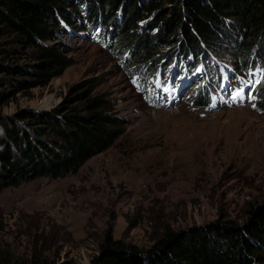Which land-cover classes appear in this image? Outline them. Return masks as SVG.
Returning a JSON list of instances; mask_svg holds the SVG:
<instances>
[{
    "label": "rangeland",
    "instance_id": "rangeland-1",
    "mask_svg": "<svg viewBox=\"0 0 264 264\" xmlns=\"http://www.w3.org/2000/svg\"><path fill=\"white\" fill-rule=\"evenodd\" d=\"M82 14L86 17L85 10ZM61 24L56 44L62 50L68 45L63 53L71 65L47 84L0 106V126L20 111L42 113L61 107L76 97L71 92L75 87L87 82L80 92L95 85L92 96L111 103L108 114L123 121L125 134L76 174L56 181L41 178L0 193L1 261L91 264L109 232L116 241L148 250L168 229L223 230L217 223L243 228L253 213L264 211V112L253 93L263 72H251L228 58L243 67L241 78H258L244 89L224 77L225 93L222 99L215 97L213 106L219 89L210 86L202 95L204 82H192L180 90L185 91L176 105L180 92L174 95L160 82L150 84V77L163 82L166 78L161 70L151 74L145 63L132 67L134 55L127 51L131 48L115 49V34L106 42L100 24L91 32L95 39L78 24ZM141 25V31L157 33L146 21ZM7 42L0 40L1 54ZM170 60L168 70L186 75L194 71L192 58L177 49ZM255 60L264 67L262 58ZM199 94L209 102L201 101ZM2 133L0 128V138Z\"/></svg>",
    "mask_w": 264,
    "mask_h": 264
},
{
    "label": "trees",
    "instance_id": "trees-1",
    "mask_svg": "<svg viewBox=\"0 0 264 264\" xmlns=\"http://www.w3.org/2000/svg\"><path fill=\"white\" fill-rule=\"evenodd\" d=\"M83 10L86 17H82ZM61 21L73 27L78 24L90 31L92 39L99 24L100 34L107 38L104 41L115 34V49L131 48L127 51L134 55L132 67L141 62L151 74L161 70L166 81L150 77L152 85L160 82L163 89H176L173 93L178 94L188 81L189 85L203 81L202 95L208 87H217L210 106L217 97L222 99L224 77L233 79L235 88L247 89L258 74L241 78L243 67L264 73L255 60L256 56L264 60V0H0V40H8L7 50L0 53V106L19 93L47 84L71 65L63 53L68 45L62 50L56 44ZM145 21L156 34L141 31ZM172 48L192 58L194 71L186 75L168 70L173 65ZM86 84L75 87L71 92L76 97L55 110H24L2 121L0 193L41 178L56 181L76 174L124 136L123 121L108 114L111 103L92 96L95 85L80 92ZM253 93L264 112V79ZM202 95L200 100L209 102ZM182 98L178 95L176 105ZM253 215L243 228L215 224L226 231L168 229L148 250L116 241L109 232L91 264H264V211L260 208ZM0 264L9 263L0 260Z\"/></svg>",
    "mask_w": 264,
    "mask_h": 264
},
{
    "label": "bare ground",
    "instance_id": "bare-ground-1",
    "mask_svg": "<svg viewBox=\"0 0 264 264\" xmlns=\"http://www.w3.org/2000/svg\"><path fill=\"white\" fill-rule=\"evenodd\" d=\"M172 75H173V74H172ZM254 75H255V74H254ZM190 77H191V76H190ZM188 86H189V83H186V84L183 86V88L186 90ZM183 88H182V89H183ZM182 89H181V90H182ZM185 90H184V91H185ZM224 90H225V89H224ZM224 90H223V92L225 93ZM174 91H175V90H174ZM184 91H183V92H184ZM231 91H232V90H231ZM175 92H176V91H175ZM179 92H180V91H179ZM179 92H177V93L179 94ZM183 92H180L179 95H183ZM223 92H222V93H223ZM173 94H174V93H173ZM231 94H232V92L229 94V96H231ZM174 95H176V94H174ZM232 95L234 96V94H232ZM172 103H173V101H172ZM187 129H188V128H187ZM187 129H186V130H187ZM197 130H199V129H197Z\"/></svg>",
    "mask_w": 264,
    "mask_h": 264
},
{
    "label": "snow or ice",
    "instance_id": "snow-or-ice-1",
    "mask_svg": "<svg viewBox=\"0 0 264 264\" xmlns=\"http://www.w3.org/2000/svg\"><path fill=\"white\" fill-rule=\"evenodd\" d=\"M240 93H238V95H239Z\"/></svg>",
    "mask_w": 264,
    "mask_h": 264
}]
</instances>
